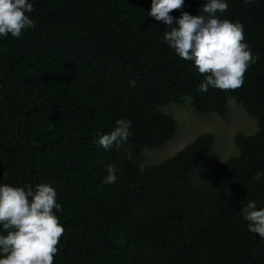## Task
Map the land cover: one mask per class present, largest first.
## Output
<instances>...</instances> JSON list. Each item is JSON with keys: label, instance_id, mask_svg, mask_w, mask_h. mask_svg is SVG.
Segmentation results:
<instances>
[{"label": "trees", "instance_id": "trees-1", "mask_svg": "<svg viewBox=\"0 0 264 264\" xmlns=\"http://www.w3.org/2000/svg\"><path fill=\"white\" fill-rule=\"evenodd\" d=\"M32 2L34 27L0 37V183L56 189L64 232L53 264H264V238L240 212L249 200L264 208V0H228L217 13L243 25L258 59L240 87L203 93L206 74L161 41L151 0ZM229 99L256 121L234 134L233 156L202 165L215 144L206 132L147 161L178 130L164 106L227 120ZM120 118L131 121L126 143L94 142ZM109 163L114 184L102 182Z\"/></svg>", "mask_w": 264, "mask_h": 264}, {"label": "clouds", "instance_id": "clouds-1", "mask_svg": "<svg viewBox=\"0 0 264 264\" xmlns=\"http://www.w3.org/2000/svg\"><path fill=\"white\" fill-rule=\"evenodd\" d=\"M185 0H151L148 16L163 21L166 31L160 37L175 54L201 74H206L198 91L207 92L209 87L235 89L244 82V73L256 63L258 56L245 42L243 25L229 19H221L228 0H204L198 13L192 15L181 11L178 17L170 15L181 9ZM32 0H0V37H20L23 30L34 27L28 15L33 11ZM131 85L135 81L129 82ZM131 121L120 118L110 132L98 134L94 142L105 150L113 145L119 147L128 141ZM128 159H131L129 154ZM140 171L145 170L141 162ZM104 184L118 180L117 168L105 166ZM56 189L48 183L35 187H20L0 183V264H53L56 245L64 232L59 217L60 211ZM257 201L242 203L240 210L247 228L264 238V208H257ZM6 232V234H5Z\"/></svg>", "mask_w": 264, "mask_h": 264}, {"label": "rangeland", "instance_id": "rangeland-1", "mask_svg": "<svg viewBox=\"0 0 264 264\" xmlns=\"http://www.w3.org/2000/svg\"><path fill=\"white\" fill-rule=\"evenodd\" d=\"M229 113L227 120L215 114H196L191 106L170 103L162 109L170 112L177 122L175 136L160 148L145 150L148 162H159L171 156L180 148L193 141L200 134L211 132L215 136V144L212 151L203 159L202 165L222 161L236 153L233 136L237 131L249 133L255 130L256 121L248 116L241 105L233 99L228 101Z\"/></svg>", "mask_w": 264, "mask_h": 264}]
</instances>
